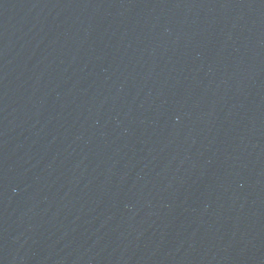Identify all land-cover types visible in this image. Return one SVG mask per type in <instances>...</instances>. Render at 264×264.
<instances>
[{
	"label": "water",
	"instance_id": "water-1",
	"mask_svg": "<svg viewBox=\"0 0 264 264\" xmlns=\"http://www.w3.org/2000/svg\"><path fill=\"white\" fill-rule=\"evenodd\" d=\"M0 264H264V0H0Z\"/></svg>",
	"mask_w": 264,
	"mask_h": 264
}]
</instances>
